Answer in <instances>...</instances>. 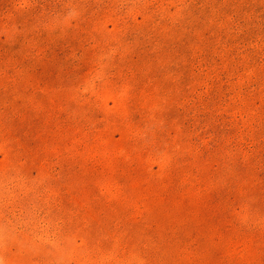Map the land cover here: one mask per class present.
<instances>
[{
	"label": "rangeland",
	"instance_id": "rangeland-1",
	"mask_svg": "<svg viewBox=\"0 0 264 264\" xmlns=\"http://www.w3.org/2000/svg\"><path fill=\"white\" fill-rule=\"evenodd\" d=\"M0 264H264V0H0Z\"/></svg>",
	"mask_w": 264,
	"mask_h": 264
}]
</instances>
